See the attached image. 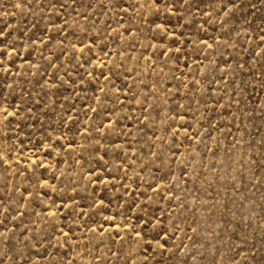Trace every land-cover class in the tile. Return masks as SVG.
Masks as SVG:
<instances>
[{
  "label": "rangeland",
  "instance_id": "374dc122",
  "mask_svg": "<svg viewBox=\"0 0 264 264\" xmlns=\"http://www.w3.org/2000/svg\"><path fill=\"white\" fill-rule=\"evenodd\" d=\"M0 264H264V0H0Z\"/></svg>",
  "mask_w": 264,
  "mask_h": 264
}]
</instances>
